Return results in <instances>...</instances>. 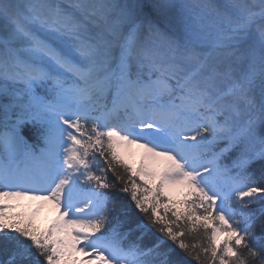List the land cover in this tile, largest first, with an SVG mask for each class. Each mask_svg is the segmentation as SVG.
<instances>
[{"label": "snow or ice", "instance_id": "6c2138e0", "mask_svg": "<svg viewBox=\"0 0 264 264\" xmlns=\"http://www.w3.org/2000/svg\"><path fill=\"white\" fill-rule=\"evenodd\" d=\"M261 201L264 0H0V264H264Z\"/></svg>", "mask_w": 264, "mask_h": 264}, {"label": "rangeland", "instance_id": "374dc122", "mask_svg": "<svg viewBox=\"0 0 264 264\" xmlns=\"http://www.w3.org/2000/svg\"><path fill=\"white\" fill-rule=\"evenodd\" d=\"M143 152V149L138 147H129L125 150L126 158L129 163L133 166L137 164L140 159V156ZM136 153H139V157L136 158ZM179 191L174 193V196ZM14 204L13 213L23 215L24 217L29 216L35 211V215L32 216L33 225L36 227L47 228L51 223L56 220L57 210L55 206L50 202H41L38 200H30L28 198H20L15 201H11ZM38 209V210H37ZM23 217V218H24ZM78 259H82L79 253L76 254Z\"/></svg>", "mask_w": 264, "mask_h": 264}, {"label": "trees", "instance_id": "16d2710c", "mask_svg": "<svg viewBox=\"0 0 264 264\" xmlns=\"http://www.w3.org/2000/svg\"><path fill=\"white\" fill-rule=\"evenodd\" d=\"M218 150V149H217ZM225 162L228 163L230 162V156L225 157ZM258 170H257V175H258ZM109 177L111 178V174H109ZM264 207V201H261L255 205V212H256V223L259 224L261 221H264V215H260V208ZM258 235H264V233H260L258 230ZM202 237V233H201ZM186 242L192 243L193 238L192 237H186ZM264 243V241H261ZM7 259V256L4 252H0V261H5ZM192 264H195V261L192 262Z\"/></svg>", "mask_w": 264, "mask_h": 264}, {"label": "bare ground", "instance_id": "6f19581e", "mask_svg": "<svg viewBox=\"0 0 264 264\" xmlns=\"http://www.w3.org/2000/svg\"><path fill=\"white\" fill-rule=\"evenodd\" d=\"M130 147H132V146H130Z\"/></svg>", "mask_w": 264, "mask_h": 264}]
</instances>
